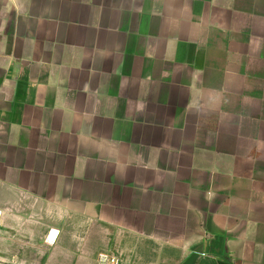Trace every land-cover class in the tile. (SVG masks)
Returning a JSON list of instances; mask_svg holds the SVG:
<instances>
[{
  "label": "crops",
  "instance_id": "0c3cea01",
  "mask_svg": "<svg viewBox=\"0 0 264 264\" xmlns=\"http://www.w3.org/2000/svg\"><path fill=\"white\" fill-rule=\"evenodd\" d=\"M0 3V262L264 264V0Z\"/></svg>",
  "mask_w": 264,
  "mask_h": 264
},
{
  "label": "rangeland",
  "instance_id": "374dc122",
  "mask_svg": "<svg viewBox=\"0 0 264 264\" xmlns=\"http://www.w3.org/2000/svg\"><path fill=\"white\" fill-rule=\"evenodd\" d=\"M6 5L0 3V42H3L2 40L6 39L7 35L10 33L11 31V26L8 25L7 23L4 22V17L6 16ZM102 253H108L111 254L113 252H111V250H102L100 252L97 253L96 255V259L94 260V262H55V264H96L97 259L99 257L100 254ZM117 255H115L118 258H121V260L125 257L124 254L122 252H115ZM37 263V264H44V262H32V264ZM0 264H16V262H0ZM23 264H31V262H23ZM122 264H135V262H123L122 260ZM138 264V262H137Z\"/></svg>",
  "mask_w": 264,
  "mask_h": 264
},
{
  "label": "built area",
  "instance_id": "2783aa9c",
  "mask_svg": "<svg viewBox=\"0 0 264 264\" xmlns=\"http://www.w3.org/2000/svg\"><path fill=\"white\" fill-rule=\"evenodd\" d=\"M96 264H122V261L113 254L102 253L99 255Z\"/></svg>",
  "mask_w": 264,
  "mask_h": 264
}]
</instances>
